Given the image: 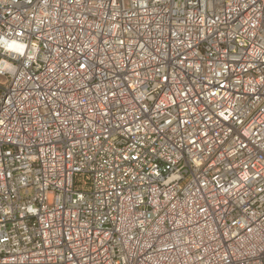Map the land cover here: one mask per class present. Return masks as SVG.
<instances>
[{"label":"built area","instance_id":"obj_1","mask_svg":"<svg viewBox=\"0 0 264 264\" xmlns=\"http://www.w3.org/2000/svg\"><path fill=\"white\" fill-rule=\"evenodd\" d=\"M0 264H264V0H0Z\"/></svg>","mask_w":264,"mask_h":264},{"label":"clouds","instance_id":"obj_2","mask_svg":"<svg viewBox=\"0 0 264 264\" xmlns=\"http://www.w3.org/2000/svg\"><path fill=\"white\" fill-rule=\"evenodd\" d=\"M8 47H15V50L19 52L22 48V45H7Z\"/></svg>","mask_w":264,"mask_h":264}]
</instances>
